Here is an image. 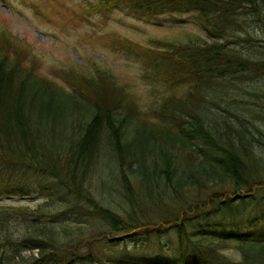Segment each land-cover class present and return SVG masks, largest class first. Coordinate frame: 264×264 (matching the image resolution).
<instances>
[{"label": "trees", "instance_id": "trees-1", "mask_svg": "<svg viewBox=\"0 0 264 264\" xmlns=\"http://www.w3.org/2000/svg\"><path fill=\"white\" fill-rule=\"evenodd\" d=\"M96 1L104 12L145 24L163 16L193 24L146 44L121 42L144 58L140 74L155 72L152 79L164 85L152 121L135 117L128 91L101 71L61 74L77 96L19 71L24 52L10 57L5 44L12 41L0 30V197H44L33 206L0 205V264H19L24 249L36 250L28 264H264V142L227 122L231 137L223 132L215 142L203 114L228 95L219 86H237L247 71L264 79L263 52L257 58L232 49L252 38L241 14L264 23V0ZM251 87L264 95L262 85ZM29 113L52 123L66 116L62 137L45 141L54 134L41 137ZM238 114L226 112L251 124ZM14 230L27 242L11 239ZM152 233L156 248L170 255L153 247L140 253L134 243L140 237L143 246ZM169 234L173 243L160 240Z\"/></svg>", "mask_w": 264, "mask_h": 264}, {"label": "rangeland", "instance_id": "rangeland-1", "mask_svg": "<svg viewBox=\"0 0 264 264\" xmlns=\"http://www.w3.org/2000/svg\"><path fill=\"white\" fill-rule=\"evenodd\" d=\"M97 4L96 0H0V30H5L12 41L5 44L11 50L9 56L14 57L23 50L24 55L20 65L22 70L19 71L29 70L35 77L42 78L43 82H48L54 87L57 86L58 90L73 96L77 95L60 78L63 72H71L70 68L87 73H90L91 70L101 71L104 76L113 78L128 91L129 96L138 107L134 111L135 117L152 121L154 117L150 111L158 107L157 101L160 94H166L164 85L158 80L152 79L153 76L159 77V74L155 72L148 71V77L140 74L139 68H145L140 62L144 58L128 50L121 42L146 44L149 39L171 37L177 27H189L193 22L185 16L177 20L163 16L160 19V24H155V22L145 24L121 11L104 12L100 7H95ZM240 17L245 31L250 33L252 38L238 39V44L233 45L232 49L245 56L260 58V52L264 53V23L252 12L249 15L241 14ZM244 35L241 31V37ZM0 39L6 40L4 36H1ZM79 65L80 67H78ZM242 77L243 81L237 86L227 84L218 87L219 92L226 91L228 93V95H223V99L217 104L219 108L205 105L206 110H203L204 126L215 142L218 141V136L224 137L221 134L223 132L230 137L232 135L231 131H227L226 125L228 124L224 122L229 123L240 133L242 125L245 127V131L249 132L248 135L264 142V108L258 104L260 100L264 102V95L254 91L251 87V84H259L264 87V79L257 78L254 71H247L246 75ZM28 90L35 101L36 93H33L31 88ZM227 97L230 98L227 99ZM22 100L23 102L27 100L25 93L22 95ZM227 111L239 113L238 117L242 116L248 119L249 123L262 132V136L251 127V124L241 123V119L236 121L233 117L227 116ZM58 113L56 112V114ZM29 114V123L39 129L42 133L41 137L49 133L54 134L45 138V141L54 144L58 140L57 136L62 137L66 116L58 117L57 121L52 123L48 118L34 120L33 113ZM218 144L220 143L218 142ZM48 152L54 155L58 151L51 147ZM261 156L264 157V154ZM39 178L40 174L37 172L34 175L33 184ZM216 187L218 188V186ZM43 199L44 197L38 199L33 192L8 196L2 194L0 205L4 207L33 206L35 202ZM16 222V229L22 232L20 227V225L23 226L22 222L13 221L14 224ZM63 222L65 221L57 223ZM45 226L50 228L49 225ZM86 231H90V229ZM135 231L139 236L144 234L143 229L138 228ZM15 233L14 230L11 239H14L15 242H27L26 238ZM61 234L59 232L58 236ZM53 237L57 238V235L55 234ZM138 238L134 244L141 248V254H145L152 247L163 254L170 255L172 253L171 250L161 251L156 248V235L153 233L150 234L149 240H144L143 246L140 245L142 238ZM160 240L164 243H173L170 234L168 239L162 235ZM126 241L128 240L125 239ZM116 244L122 252H125L121 240ZM131 247V243L126 245V248ZM227 252L230 253L233 250L230 249ZM19 254L21 261L16 258V263L28 264L30 258L36 255V250L24 249ZM233 258L235 257L233 256Z\"/></svg>", "mask_w": 264, "mask_h": 264}, {"label": "bare ground", "instance_id": "bare-ground-1", "mask_svg": "<svg viewBox=\"0 0 264 264\" xmlns=\"http://www.w3.org/2000/svg\"><path fill=\"white\" fill-rule=\"evenodd\" d=\"M32 257V256H31Z\"/></svg>", "mask_w": 264, "mask_h": 264}]
</instances>
